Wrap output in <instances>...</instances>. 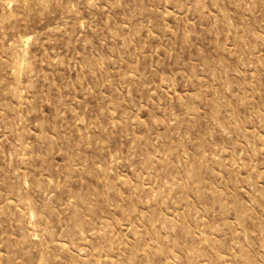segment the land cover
Returning a JSON list of instances; mask_svg holds the SVG:
<instances>
[{"label": "rangeland", "instance_id": "obj_1", "mask_svg": "<svg viewBox=\"0 0 264 264\" xmlns=\"http://www.w3.org/2000/svg\"><path fill=\"white\" fill-rule=\"evenodd\" d=\"M0 264H264V0H0Z\"/></svg>", "mask_w": 264, "mask_h": 264}]
</instances>
